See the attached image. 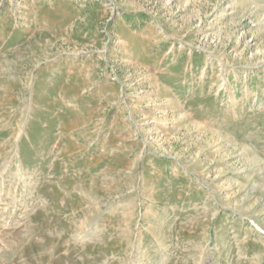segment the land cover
<instances>
[{
    "label": "rangeland",
    "instance_id": "rangeland-1",
    "mask_svg": "<svg viewBox=\"0 0 264 264\" xmlns=\"http://www.w3.org/2000/svg\"><path fill=\"white\" fill-rule=\"evenodd\" d=\"M0 264H264V0H0Z\"/></svg>",
    "mask_w": 264,
    "mask_h": 264
},
{
    "label": "bare ground",
    "instance_id": "bare-ground-1",
    "mask_svg": "<svg viewBox=\"0 0 264 264\" xmlns=\"http://www.w3.org/2000/svg\"><path fill=\"white\" fill-rule=\"evenodd\" d=\"M222 15L224 16V15H226V14H225V13H222L221 16H222Z\"/></svg>",
    "mask_w": 264,
    "mask_h": 264
}]
</instances>
